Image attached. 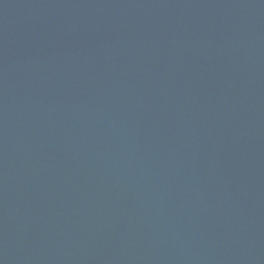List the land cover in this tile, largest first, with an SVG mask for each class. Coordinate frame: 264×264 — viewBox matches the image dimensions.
<instances>
[{
  "label": "water",
  "instance_id": "obj_1",
  "mask_svg": "<svg viewBox=\"0 0 264 264\" xmlns=\"http://www.w3.org/2000/svg\"><path fill=\"white\" fill-rule=\"evenodd\" d=\"M0 264H264V0H0Z\"/></svg>",
  "mask_w": 264,
  "mask_h": 264
}]
</instances>
